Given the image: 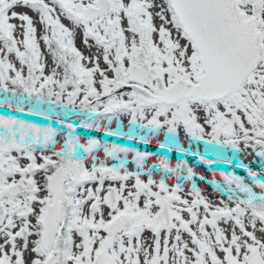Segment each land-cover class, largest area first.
<instances>
[{
    "label": "snow or ice",
    "instance_id": "obj_1",
    "mask_svg": "<svg viewBox=\"0 0 264 264\" xmlns=\"http://www.w3.org/2000/svg\"><path fill=\"white\" fill-rule=\"evenodd\" d=\"M0 264H264V0H0Z\"/></svg>",
    "mask_w": 264,
    "mask_h": 264
}]
</instances>
